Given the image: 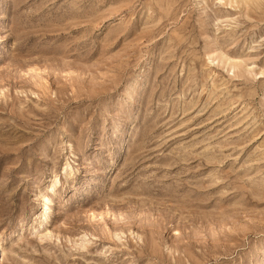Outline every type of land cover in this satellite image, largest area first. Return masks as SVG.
I'll use <instances>...</instances> for the list:
<instances>
[{"label":"rangeland","instance_id":"374dc122","mask_svg":"<svg viewBox=\"0 0 264 264\" xmlns=\"http://www.w3.org/2000/svg\"><path fill=\"white\" fill-rule=\"evenodd\" d=\"M0 264H264V0H0Z\"/></svg>","mask_w":264,"mask_h":264}]
</instances>
